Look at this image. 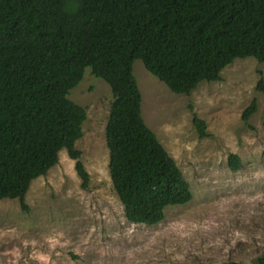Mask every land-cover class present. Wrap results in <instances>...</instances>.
<instances>
[{
	"label": "trees",
	"instance_id": "obj_1",
	"mask_svg": "<svg viewBox=\"0 0 264 264\" xmlns=\"http://www.w3.org/2000/svg\"><path fill=\"white\" fill-rule=\"evenodd\" d=\"M247 57L264 63V0H0V199L18 198L28 210L32 181L58 164L62 149L88 187L76 148L87 111L69 94L90 67L114 97L106 137L125 216L162 222L167 207L189 203L193 192L143 118L135 60L173 92L190 94ZM257 89L264 93L263 77ZM256 111L253 100L243 119ZM193 123L208 134L197 114ZM229 166L241 168L238 154L229 155Z\"/></svg>",
	"mask_w": 264,
	"mask_h": 264
},
{
	"label": "rangeland",
	"instance_id": "obj_2",
	"mask_svg": "<svg viewBox=\"0 0 264 264\" xmlns=\"http://www.w3.org/2000/svg\"><path fill=\"white\" fill-rule=\"evenodd\" d=\"M142 115L191 185L193 199L167 207L156 225L130 222L110 176L106 127L113 102L107 81L86 68L69 98L86 108L77 140L88 187L66 149L26 195L0 199V264H255L264 255V63L239 58L221 80L190 94L173 92L136 59ZM256 100L257 111H243ZM194 114L206 122L201 137ZM241 168L229 166V155Z\"/></svg>",
	"mask_w": 264,
	"mask_h": 264
}]
</instances>
